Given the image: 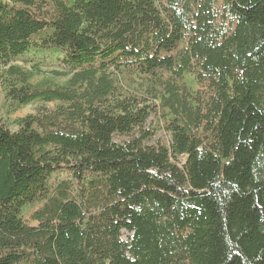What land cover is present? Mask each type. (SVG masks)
I'll return each instance as SVG.
<instances>
[{
    "label": "trees",
    "instance_id": "trees-1",
    "mask_svg": "<svg viewBox=\"0 0 264 264\" xmlns=\"http://www.w3.org/2000/svg\"><path fill=\"white\" fill-rule=\"evenodd\" d=\"M0 85V264H264V0H0Z\"/></svg>",
    "mask_w": 264,
    "mask_h": 264
},
{
    "label": "rangeland",
    "instance_id": "rangeland-1",
    "mask_svg": "<svg viewBox=\"0 0 264 264\" xmlns=\"http://www.w3.org/2000/svg\"><path fill=\"white\" fill-rule=\"evenodd\" d=\"M18 64H20V62H18ZM54 72H63V69H61L59 67H43L42 68V77H40V78H51L54 76ZM40 78H38V80ZM65 80H66V78L61 77L57 81L59 83H62ZM134 80L136 83L140 82V80L138 78L134 77ZM184 82L192 91H196L199 88V85L196 82L194 75H192L190 73L184 74ZM136 85L137 84L133 83L131 85V87L134 89L137 87ZM3 102H4V93H3L1 85H0V120L11 131H14L17 129L19 120H21L22 118H24L30 114H34L39 107H41V106L51 107L53 105V104H44V103L39 102V101H34V102H32L26 106L21 107L18 110L8 112L3 107V105H2ZM156 137L163 140V141L168 140V137L164 133H158ZM26 221L30 225H35V223L32 222L29 219V217H26ZM126 237H127V235L125 234L124 239H126Z\"/></svg>",
    "mask_w": 264,
    "mask_h": 264
}]
</instances>
